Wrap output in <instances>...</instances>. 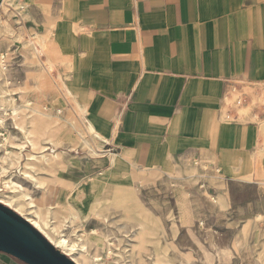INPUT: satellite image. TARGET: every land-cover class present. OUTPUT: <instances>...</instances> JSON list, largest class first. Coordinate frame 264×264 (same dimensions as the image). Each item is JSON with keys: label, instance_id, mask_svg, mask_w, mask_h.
<instances>
[{"label": "crops", "instance_id": "0c3cea01", "mask_svg": "<svg viewBox=\"0 0 264 264\" xmlns=\"http://www.w3.org/2000/svg\"><path fill=\"white\" fill-rule=\"evenodd\" d=\"M0 22V53L47 41L83 127L107 146L67 158L43 194L88 230L115 191L146 225L115 186L137 171L150 181L199 161L229 184L264 183V0H2ZM0 264L25 263L0 251Z\"/></svg>", "mask_w": 264, "mask_h": 264}, {"label": "rangeland", "instance_id": "374dc122", "mask_svg": "<svg viewBox=\"0 0 264 264\" xmlns=\"http://www.w3.org/2000/svg\"><path fill=\"white\" fill-rule=\"evenodd\" d=\"M30 41L40 42L37 46L46 55L36 54L27 37L24 51L11 64L2 62L0 53V106L7 112L0 116L5 128L4 139L0 137V199L9 200L7 206L25 218L38 216L45 227L49 216L56 227L68 221L63 236L87 264H264V210L253 214L243 207L252 202L248 210L264 209V183L229 184L216 168L199 161L182 171L157 173L150 181L137 179L149 170L137 171L115 185L125 188L121 192L130 190L135 211L149 217L146 225L136 223L132 206L101 201L99 213L93 214L97 231L89 236L94 242L86 241L93 229L84 227L87 219L59 211L42 191L49 182L53 187L67 158L98 157L108 152L107 146L95 140L99 151H90L85 137L76 134L79 127L84 131V121L55 65L48 62L53 57L46 52L47 41L37 36ZM254 105L264 106V101ZM72 135L75 142L68 139ZM30 153H53L58 157L54 170L41 158L27 160Z\"/></svg>", "mask_w": 264, "mask_h": 264}, {"label": "water", "instance_id": "95a60500", "mask_svg": "<svg viewBox=\"0 0 264 264\" xmlns=\"http://www.w3.org/2000/svg\"><path fill=\"white\" fill-rule=\"evenodd\" d=\"M0 251L25 264H77L29 220L1 202Z\"/></svg>", "mask_w": 264, "mask_h": 264}, {"label": "bare ground", "instance_id": "6f19581e", "mask_svg": "<svg viewBox=\"0 0 264 264\" xmlns=\"http://www.w3.org/2000/svg\"><path fill=\"white\" fill-rule=\"evenodd\" d=\"M30 43H31V46L33 47V50L35 51L36 54H39L40 52H42V55L45 54L44 51H40L39 48H38V46L41 47L40 46V42H36L34 44L31 41ZM76 134L79 135V137H81V136L82 137H85L84 138L85 145H86V147L90 151H93V152L99 151L97 149V147L99 145L97 146V144L94 141L95 140L99 141L100 136H99V134H97L94 131V129L92 128V126L89 124V122L86 123V125L84 126V131H82V130L76 131ZM68 139L71 140V141H73V142H75V135H72ZM29 143L32 145V148L34 146H36V142H32L31 140H29ZM38 158H41L42 161L45 162L47 168L50 169V170H54L53 169V166H55V164H56L55 163V159H58V157H56L53 153H51L50 155H48V154L47 155H44V157H41V155H36V154H33V153H30L27 156V160H30V161H33V160L38 159ZM10 160H11V162H13L12 158ZM57 165H59V164L57 163ZM22 173H24L25 176H29L31 178H34V176L32 174L28 173L26 170H23ZM37 182L40 185H43L44 184V182H42V181H37ZM44 191H45V189H43L42 192L44 193ZM115 195H116V191L113 193V196H111V197H103V200L104 201L113 200L116 203L123 204L124 201L117 200L116 197H115ZM100 200H101V198L97 199L95 205L91 207V210H92L93 214H97L96 206L100 204V202H101ZM0 201H1V203L3 202L6 205H9V206L11 205V202L9 200H1L0 199ZM57 208L59 209V211L64 212L65 214H68V215H70V216L75 217V218L78 219L77 213L73 209H71V208L69 209L68 207H64V206H58ZM257 216H261V215H257ZM82 218L83 219L86 218V215H83ZM26 219L29 220L37 229H39L41 232H43L47 236V238L50 240V242H52L54 244V246L56 248H59L64 253L68 254L77 264H87L86 259H81L80 260L79 256L76 255V252H74L75 249L73 248V246L70 244V242L66 238H64V237L58 238V237H54L53 235H51L49 233V231L46 230V227L43 225V222L40 220V218L38 216L37 217L35 216L34 218H28V217H26ZM96 231H97V229H94V228L91 231H89L87 237H85L86 241H88V242H94V241H92L90 239L89 236L90 235H94L96 233ZM68 250H70V252H67Z\"/></svg>", "mask_w": 264, "mask_h": 264}, {"label": "built area", "instance_id": "2783aa9c", "mask_svg": "<svg viewBox=\"0 0 264 264\" xmlns=\"http://www.w3.org/2000/svg\"><path fill=\"white\" fill-rule=\"evenodd\" d=\"M22 8V7H20ZM35 48V47H34ZM36 49V48H35ZM16 54L13 52H3L1 53V59L2 62H8L9 64H11L12 62L15 61L16 58ZM9 57V60L7 61L6 58ZM5 65V64H4ZM6 66V65H5ZM7 112L5 111L4 107L0 106V116H4ZM2 123H4V120L2 118H0V137L4 136V126H2ZM2 139H4L2 137ZM1 145V143H0ZM56 220L55 218H53L52 216H49L46 220V230L49 231V233L53 236H58L60 234V236L62 235V237H64V231L68 228V221L64 220L63 223H61V226L56 227L55 226ZM43 233V232H42ZM44 234V233H43ZM45 235V234H44ZM46 236V235H45ZM47 237V236H46ZM66 238V237H65ZM68 239V237L66 238ZM69 240V239H68ZM63 252V251H62ZM66 254V253H65ZM68 257H70L68 254H66ZM71 258V257H70Z\"/></svg>", "mask_w": 264, "mask_h": 264}]
</instances>
